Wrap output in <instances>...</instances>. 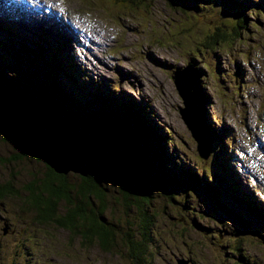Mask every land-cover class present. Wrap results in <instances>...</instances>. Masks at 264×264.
Returning <instances> with one entry per match:
<instances>
[{
	"label": "rangeland",
	"instance_id": "rangeland-1",
	"mask_svg": "<svg viewBox=\"0 0 264 264\" xmlns=\"http://www.w3.org/2000/svg\"><path fill=\"white\" fill-rule=\"evenodd\" d=\"M203 1L210 8L202 10L201 2H191L189 10L180 11L164 0H149L131 13L113 16L82 0H45L41 2L50 7L46 13L55 21L37 24L7 15L16 10H6L0 3V24L14 25L44 45H63L85 81L136 99L144 132L156 137L152 146L158 144L166 163L172 162L170 167L177 170L179 184L185 182L180 187H152L149 197L140 199L124 198L118 184L101 180L103 216L116 233V244L109 249L99 247L95 238L87 242L52 221L41 222L28 202L30 189L47 174L45 161L27 155L13 159L20 151L7 135L37 139L42 132L51 135V130L0 98L1 112L10 114L0 124V187H11L0 196V264H138L139 258L145 264H264V0ZM222 10L229 17L221 15ZM243 12L247 20L241 28L237 16ZM70 26L79 31L72 29L74 37ZM216 26L226 31L235 26L239 38L198 50L191 45L192 39L201 43L200 35ZM2 40L0 69L28 84L37 80L36 73L41 74L37 68L48 65L47 50L26 44L35 56H25L16 52L19 42ZM186 66L194 68L199 82L194 85L196 94L191 93L197 100L191 107L196 115L191 121L199 125L197 139L181 118L185 107L177 91L181 84L171 78L173 70ZM115 98L114 107L123 105L122 94ZM239 148L244 150L241 156ZM152 153L148 158L153 159ZM229 153L233 166L239 165L230 167L238 179L223 175ZM69 171L67 181L78 182L79 176ZM233 179L240 185H231ZM208 187L213 190L209 194ZM248 191L263 204L251 203ZM65 207L60 201L58 214ZM145 223L146 242L139 231ZM3 224L8 226L5 234ZM126 232L141 242V255L130 257L121 241Z\"/></svg>",
	"mask_w": 264,
	"mask_h": 264
},
{
	"label": "trees",
	"instance_id": "trees-1",
	"mask_svg": "<svg viewBox=\"0 0 264 264\" xmlns=\"http://www.w3.org/2000/svg\"><path fill=\"white\" fill-rule=\"evenodd\" d=\"M85 1L94 4L95 7L105 9L109 15L120 16L122 13H131L140 5L146 6L149 0ZM164 2L171 9L180 11L189 10L192 6L191 2H201L202 10L210 8L209 3L203 0H164ZM220 12L221 15L229 17V14L224 10ZM237 19L243 23L240 27L244 28L247 13H240ZM235 26H231L232 28L228 31L216 26L210 33L200 35L201 43L192 39L191 45L198 50L202 47L210 48V46L235 40L239 38ZM0 28L4 32L0 36V42L3 41L2 39L19 42L16 52L21 51L25 56H35V53L27 50L26 44L39 47L40 51L47 50L46 59L48 62L47 66L37 68L41 74L36 73L37 80L30 84L27 83V80L17 79L0 69V98L14 104L17 111L29 119L45 124L44 127L51 130L52 133L65 139L72 138L73 141H77L71 145L72 151L70 152H66L69 146L65 145L66 149L59 148L56 153L58 154L57 159H61L59 155L80 152L87 158L86 163L111 168L109 170L97 168L100 172L90 171L91 173L86 176L74 173L79 176V180L76 183H69L66 175L70 172L67 174L58 173L45 162L47 174L37 184V192L36 189H30L31 201L28 202V205L36 210L37 219L41 222L52 221L83 237L87 242H94L95 238V242L102 249L114 247L116 244L114 242L115 230L103 216L106 206L105 191L101 187V180L118 184L124 198L133 196L140 199H147L152 187H166L169 184L180 187L185 182L179 184L177 170L170 167L173 166L172 162L166 163L167 158L163 155L158 144L152 146L156 137L152 133L144 132L146 126L138 117L139 108L134 98L124 95L123 92H117L114 87L111 89L106 86L105 88L85 81L78 67L64 50L63 45L51 43L44 45L41 40L25 37L21 30L14 25L0 24ZM65 78H68V83ZM2 81L5 82V85ZM75 89H78V92ZM120 94L123 95V105L114 107L111 101H114L116 95ZM90 107H92V111L88 109ZM7 115L10 114L0 110V121L8 119ZM7 137H12L11 139L15 140L17 149L20 151L11 156L13 159L21 158L24 155L38 156L40 159L41 156L54 163L40 147L36 151L32 150V147L36 145L29 137L22 136V140L10 135ZM81 140L85 142L82 143ZM87 143H93L95 146L100 145L101 153L93 147L86 148ZM150 151H153L151 156L153 159L148 158ZM212 151L217 153V150L213 149ZM222 153L225 155L224 146ZM65 159L69 162L77 163L79 161L78 158L66 157ZM116 165L119 166L116 168ZM226 165L225 173H221L231 178L233 171L229 168L228 162ZM187 172L195 174L193 171ZM180 178L183 180L182 176ZM232 181L231 185H238V182ZM201 183L203 182L200 181L198 185ZM209 190H211L210 187L207 188V193ZM10 191L11 187L8 184L1 186L0 196L3 197ZM60 201L66 205L62 214H58ZM88 207H90L89 210H87ZM99 207H102L103 210L99 211ZM139 231L146 242L149 238L146 223ZM121 241L131 258L142 254L139 247L141 242L138 243L132 233L123 234Z\"/></svg>",
	"mask_w": 264,
	"mask_h": 264
},
{
	"label": "water",
	"instance_id": "water-1",
	"mask_svg": "<svg viewBox=\"0 0 264 264\" xmlns=\"http://www.w3.org/2000/svg\"><path fill=\"white\" fill-rule=\"evenodd\" d=\"M11 11V10H10ZM187 67H191V69H192V71H193V73H188V68ZM194 68L192 67V66H186L185 68H176L175 70H173V73H172V75H171V78H177L178 80H179V82H180V84L181 85H184L185 87H186V90H187V93L189 94V95H191V93L192 92H194L195 94H196V91H195V89H194V85H195V88L196 87H198L199 86V82H198V77L195 75V71L193 70ZM178 72V73H177ZM189 74V75H188ZM195 75V76H194ZM183 77V78H182ZM193 78V79H192ZM188 79V80H187ZM188 81H190V83H191V87L189 88V85H188ZM178 89H177V91H178V93H179V95L182 97V98H184L185 99V93L179 88V85H178V87H177ZM193 88V89H192ZM192 96V95H191ZM9 103V102H8ZM10 104V103H9ZM13 107H15V105L14 104H11ZM180 114H181V118L182 119H184L183 121L185 122V124H186V122H187V126H188V128H189V130L191 131V134H192V136L194 137V136H196V134L193 132V130H192V127H191V125L189 124V122L186 120V118H185V108H182L181 110H180ZM10 125H15V123H9ZM193 132V133H192ZM0 133H2V130H0ZM4 135V134H3ZM25 137H26V135H24ZM194 138H196L197 139V136L196 137H194ZM20 139V138H19ZM21 140V139H20ZM85 140H87V139H85ZM49 140H48V137H44V138H42L40 141H39V144L37 143H34V144H36V146H34V147H32V150L33 151H36L37 149H38V147H40L44 152H46L47 154V156L49 155V158L52 160V161H54V163L53 162H51L50 160H48L47 158L45 159V158H43V157H41L47 164H48V166L49 167H51L53 170H55L56 172H58V173H61V174H67V173H69L70 171L69 170H74V172L73 173H77V174H79V175H81V176H86L87 174H89V172L91 171V172H93V173H97V172H100V170H97V169H95L92 165H90V164H88V163H86V161L84 160V158L83 157H78V159L77 160H79L78 162H77V164L82 168L81 170L80 169H75V168H73V163L72 162H69V160H67V159H65L66 157L65 156H63V155H59V157H61V159H57L58 158V154H56V152L55 151H53L52 149H49V146H51V145H47V142H48ZM90 141V140H89ZM93 142V141H92ZM27 144V143H26ZM63 145H67L68 143H62ZM78 145H80V143H77ZM24 145V144H23ZM44 147L45 148H47L48 149V151L46 150V149H44ZM86 148H91V147H93V148H95V149H97L100 153H101V147L100 146H95L93 143H87L86 144V146H85ZM35 148V149H34ZM198 149H199V146H198ZM200 156H202L201 154H200ZM65 157V158H64ZM205 158V157H204ZM70 165V166H69ZM60 167V168H59ZM72 168V169H71ZM90 172V173H91ZM2 229H3V233L5 234L7 231H8V226L6 225V224H3V227H2ZM261 239L263 240V242H264V237H261ZM178 264V263H177ZM184 264H186V263H184Z\"/></svg>",
	"mask_w": 264,
	"mask_h": 264
},
{
	"label": "bare ground",
	"instance_id": "bare-ground-1",
	"mask_svg": "<svg viewBox=\"0 0 264 264\" xmlns=\"http://www.w3.org/2000/svg\"><path fill=\"white\" fill-rule=\"evenodd\" d=\"M27 1L28 0H17V3L23 8V9H25V6H26V4H27ZM40 1H43V2H45V0H40ZM83 1V0H82ZM83 2H85L87 5H88V7H95L94 6V4H91V3H88L87 1H83ZM0 3L1 4H3V0H0ZM51 11H52V8H51ZM7 15H16L17 17H20L21 19L22 18H24V20H26V19H30L31 21H33L34 22V24H37L38 22H40L41 20L43 21V22H47V21H51V22H54L55 20H54V17L51 15V14H48V13H46V11H44L43 13H35V12H29L28 10H24V11H19V10H16L15 11V13H13V14H9V13H6ZM6 17H8V16H6ZM48 19H47V18ZM8 18H10V17H8ZM189 75V74H188ZM195 76V75H194ZM183 78V77H182ZM173 79V81H175L176 83H177V81H178V83H180L179 82V80L177 79V78H172ZM188 80V79H187ZM181 87H182V90H183V92L185 93V99L184 98H182V100H183V104L185 105V118H186V120L189 122V123H191V127H192V130H193V132L196 134L197 132H198V128H197V125H196V123H193L192 121H191V119H192V117H196V115H195V113L191 110V107H192V102H196L197 103V100H195V98H194V96H191V95H189L188 93H187V90H186V87L184 86V85H181ZM135 101H136V103L138 102L136 99H135ZM194 104V103H193ZM190 110H191V114H190ZM0 124H2V122L0 121ZM3 125V124H2ZM199 126V125H198ZM48 130V129H47ZM49 131V130H48ZM51 132V131H50ZM47 136H50V141H48L47 142V145H51V146H49V149H52L53 151H55L56 153H58L57 151L59 150V148H63V149H66V146H69V149L68 150H66V152H70V151H72L71 150V145L73 144V143H76L77 141H73L74 139H65V138H63V137H61V136H58V135H56V134H54V133H52L51 132V135H48L47 133H45V132H42L41 133V136H40V138H37V139H32L30 136H28L29 137V139H31V141H34V143H38L39 144V141L42 139V138H44V137H47ZM198 139H200L201 140V136H199L198 137ZM196 141V140H195ZM68 143L66 146L65 145H63L62 143ZM35 144V145H36ZM53 145V146H52ZM100 146V145H99ZM44 149H46L47 151H48V149L47 148H45L44 147ZM197 149H198V145H197ZM198 150H200V149H198ZM243 149H241V148H239V156H241L242 154H243ZM65 153V152H64ZM70 154V155H69ZM69 154H66V155H64L65 157H68V158H70V159H75V158H78V157H83L84 158V160L85 161H87V158H85L83 155H81L82 153H80V152H75V153H69ZM76 154V155H75ZM227 162H228V165H229V168L230 167H236V168H238L239 167V165L238 164H234V166H233V162H230V161H228V160H226ZM73 163V168H75V169H82L75 161H73L72 162ZM90 165H92V166H94L93 164H90ZM70 166V165H69ZM237 177V179H238V177H239V175H237V171H234L232 174H231V177L233 178V177ZM239 181H241L240 179H239ZM248 193V195H250V192L248 191L247 192Z\"/></svg>",
	"mask_w": 264,
	"mask_h": 264
},
{
	"label": "flooded vegetation",
	"instance_id": "flooded-vegetation-1",
	"mask_svg": "<svg viewBox=\"0 0 264 264\" xmlns=\"http://www.w3.org/2000/svg\"><path fill=\"white\" fill-rule=\"evenodd\" d=\"M138 264H145L144 260H143V263H142L141 259L139 258Z\"/></svg>",
	"mask_w": 264,
	"mask_h": 264
}]
</instances>
